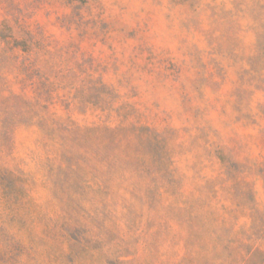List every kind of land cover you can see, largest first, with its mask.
I'll return each instance as SVG.
<instances>
[{"label": "rangeland", "instance_id": "rangeland-1", "mask_svg": "<svg viewBox=\"0 0 264 264\" xmlns=\"http://www.w3.org/2000/svg\"><path fill=\"white\" fill-rule=\"evenodd\" d=\"M0 264H264V0H0Z\"/></svg>", "mask_w": 264, "mask_h": 264}]
</instances>
